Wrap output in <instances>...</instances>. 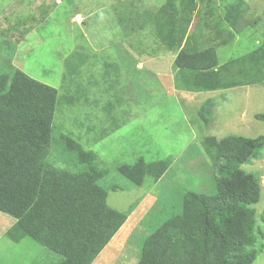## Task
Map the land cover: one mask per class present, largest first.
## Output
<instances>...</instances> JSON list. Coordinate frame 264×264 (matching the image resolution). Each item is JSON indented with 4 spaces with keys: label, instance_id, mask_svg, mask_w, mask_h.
<instances>
[{
    "label": "rangeland",
    "instance_id": "obj_1",
    "mask_svg": "<svg viewBox=\"0 0 264 264\" xmlns=\"http://www.w3.org/2000/svg\"><path fill=\"white\" fill-rule=\"evenodd\" d=\"M138 1L144 8H139L137 12L135 5L129 4L130 0H0V108H7L8 112H12L21 108L20 102H31L32 98H37V101L40 98L48 99V87L55 88L58 95L62 96L63 89L60 84L64 73V60L73 52L84 57L86 60L78 77L74 81L71 77L67 78V86L74 83L69 90L75 101L71 105L56 108L54 133L66 134L78 140L86 148H91L98 159L106 164L104 166L108 174L101 180L100 185L107 188L106 205L116 211L127 210L133 202L137 205V199L142 193V190L132 187L129 181L118 174V164L132 165L138 159L153 163L169 156L176 157L189 143L190 147L182 152V159L173 169L177 173L170 182L165 183L170 190H163L162 183L157 190L155 187L152 190H156L155 195L160 200L178 205L185 193L195 191L192 188L207 189V195L216 194L213 176L208 175L211 167L209 156L200 142L204 132L222 139L229 133L223 129L231 128L236 133L237 124L241 121L246 124L249 120V138L264 137V122L255 118L256 115H264V80L248 86L217 90L220 93L212 101L215 108L213 110L212 107L211 110L216 126L215 132L211 133L208 128L210 125L206 128L202 126L197 115L199 107H205V102H189L185 97L177 98L174 92H168L165 77L171 84L170 75L171 72L174 73L172 59L167 54L161 55L157 46H152L154 38L150 34L144 36L150 38L147 41H135L134 49L139 51L136 56H122L115 48L108 47L116 42L115 37H104L101 34L113 29L114 12L116 14L119 11L116 16L122 18L120 10L126 7L141 16L143 11L156 12L165 2ZM243 1L246 9L238 21L240 32L235 33L227 24L216 31L218 23L214 15L206 16V21L203 22L201 15L204 11L209 7L219 8L221 0H197V15L184 17L190 24L191 32L184 48L189 46L192 33L198 31L201 39L199 42L205 44V49L216 47L217 63L223 65L231 60H242L262 47L264 0ZM148 42L149 48L143 46ZM218 43L220 45L216 46ZM225 43V46H221ZM150 52H154L152 56L156 61L143 60L151 57L147 56ZM245 67L246 77L242 79L256 81L253 65ZM231 78L232 76L229 79ZM200 98L201 96L199 102ZM243 108L245 119L240 117L241 114L244 116ZM110 130L112 132L103 140L92 142L96 132L108 134ZM241 130L247 133L245 129L239 131ZM49 153V149L43 147L41 156L34 158L40 159V162L34 163L35 169H32L36 178L39 177L37 171ZM17 154L21 155L17 160H21L22 154ZM24 157L22 161L26 163V159L30 158L29 154ZM5 158L8 160L10 157ZM191 159L197 162L195 166L187 167L186 164ZM11 166L13 169L10 170L13 172L23 170L21 163L15 165L13 162ZM242 169L260 178L261 199L256 205L259 213L262 209L261 200L264 198V148L260 150L258 158L245 164ZM181 171L183 172L180 173ZM31 176L33 178L30 180L28 201L36 194L37 179L34 180V176ZM151 180L146 177L142 188L149 187ZM114 186L117 188L111 190ZM174 189L183 191L177 190L173 193ZM164 193H173V198L165 199ZM167 208L161 207L163 211L160 213L157 229L170 219L171 212H175L171 207ZM147 209L145 207L140 210L141 218L145 217ZM14 221L0 213V264H57L60 261L58 255L29 238L20 243L9 241L5 233ZM260 226L263 237H258L260 240L255 248L264 243L263 225ZM145 230L146 227L142 226L130 244L124 245L119 260L117 255L113 262L112 257H108L96 259L92 264H137L143 239L149 234ZM256 253L252 264H264V244Z\"/></svg>",
    "mask_w": 264,
    "mask_h": 264
},
{
    "label": "trees",
    "instance_id": "obj_2",
    "mask_svg": "<svg viewBox=\"0 0 264 264\" xmlns=\"http://www.w3.org/2000/svg\"><path fill=\"white\" fill-rule=\"evenodd\" d=\"M221 2L219 8L204 11L203 22L206 16L214 15L216 31L227 24L239 33L238 21L246 9L244 1ZM196 7L197 0H165L156 12L143 11L139 16L140 27L147 34L168 51L177 53L173 62V68H177L175 89L200 93L264 80V41L246 59L223 65L217 63L216 47L205 49L203 43L199 48L198 31L192 33L187 49L180 50L189 27L184 17L197 15ZM75 53L64 60L62 96L48 87V99L20 102L21 108L12 112L0 108V213L15 220L5 237L12 243L31 239L58 255L61 259L57 264H92L125 222L123 214L106 205L107 188L100 185L108 174L106 164L78 140L54 133L56 108L75 101L69 90L74 83L67 86V78L76 79L86 60ZM246 65H253L256 81L242 79L246 77ZM205 104L197 115L201 124L208 127L213 103ZM255 118L264 122V115ZM111 132H96L92 142L103 140ZM200 142L209 156L216 194L207 195L204 188L185 193L181 203L171 207L176 215L143 239L137 264H252L256 251L263 247L264 243L254 247L258 237H263L260 224L264 230V198L259 213L256 209L261 199L260 178L242 167L258 158L264 137L208 136ZM43 147L50 153L36 178L32 169L40 159L34 158ZM17 153L22 154L21 160H17L21 156ZM28 154L30 158L25 163L22 159ZM13 162L21 163L23 170H10ZM170 165V158L153 163L138 159L132 165L118 164L116 170L134 187H140L146 177L154 182L160 180ZM31 175L37 179L36 194L28 201Z\"/></svg>",
    "mask_w": 264,
    "mask_h": 264
},
{
    "label": "crops",
    "instance_id": "obj_3",
    "mask_svg": "<svg viewBox=\"0 0 264 264\" xmlns=\"http://www.w3.org/2000/svg\"><path fill=\"white\" fill-rule=\"evenodd\" d=\"M129 4L130 5L134 4L135 5L134 9H136L137 12H138L139 8H141V7L144 8L143 4H140L138 0H130ZM139 5H141V6H139ZM116 7H118V6H116ZM118 12L119 11H117L116 14H114L115 12L113 13V17H115V23H114L113 29H116L117 31H113V29H108V30H106L107 33L101 34V36L115 37L116 42L113 44H110L108 47L115 48L119 52L120 55L127 56V54H134L136 56V54L139 51L134 49L135 41L138 40L140 42H142V41L144 42L150 38L144 37L145 34H147V33L145 32V29L143 27H140V25H142V21L140 20V17L137 15L136 12L133 13L132 10L129 11L126 7H122L120 10V12H121L120 14L122 15V18L116 16ZM123 19L125 20L124 22H122ZM189 30L190 29L188 27L187 34H186L185 39H184V41L180 47V50L185 51L184 49H187L184 47L186 45V42H187L189 35L191 34V32ZM85 35H87V34H85ZM87 37L90 38L89 36H87ZM189 43H190V40H189ZM91 44H92V42H91ZM149 44H150V42L146 43L143 46H147L149 48ZM151 44L153 47L157 46V50H158V52L161 51V53H160L161 55L164 53V54H167L171 57V59H172L171 67H172L173 62H174L177 54L168 51L161 44L156 42L155 39ZM143 46H141V47H143ZM201 47H202V43L199 42V48H201ZM142 53L144 54V52H141V54ZM153 54H154V52L148 53L147 56H151V57H145V59H143V60H145V61L150 60L152 62L156 61L155 57L152 56ZM140 64L141 63H136V65H140ZM172 70L174 71V73L171 72V75H170V77L172 79L171 84L168 81L167 77H165V79H166V83H167L168 92L170 94L172 92H174V94L176 95L177 98L179 97L182 99L183 97H185L186 100H188L189 102H193V101L197 100L198 103H204L206 101H213L214 102V100L216 99V96L219 95L220 91H205V92L195 93V92L176 90L174 87V74L177 71V68L175 67ZM58 85H59V83L57 84V86ZM49 86H51V85H49ZM199 95L201 96L200 102L198 100L200 97ZM214 108H215V105L213 107V110H214ZM197 114H198V111H197ZM243 114H244V116L241 114L240 117H243V119H245L246 116H245V109L244 108H243ZM198 120H199V118H198ZM225 123H226V121H225ZM249 124H250L249 120H247L246 124H245V121H241V123H238L236 133L234 130H230L231 128H227V127L225 129H223V131L229 132L228 135H236V136L249 138L248 134H250V132H251L249 129ZM215 126H216L215 121L212 119V122H211L210 126L208 127L210 129L211 133L215 132ZM223 127H225V125ZM240 129H245L247 133L245 134L242 130L239 131ZM206 134H207V132H204V137L212 136V135H206ZM213 137L218 139L214 135H213ZM188 147H190L189 143L185 147H183V151L186 148L188 149ZM182 152L179 156H176V157L169 156L168 157L171 159V165L169 166L165 175L160 180H158L156 182L151 180L152 184L149 187L142 188V185H143L142 184L140 187L137 188L139 190H142V193L139 195V197L137 199V201H138L137 205L133 202L127 210H120V211L114 210V211L121 213L125 216V222L122 225V227L117 231V233L114 235V237L110 240V242L106 245V247L103 249V251L97 257V259H101V258L105 259L108 257H112L113 260L111 262H113L114 259L116 260L115 257L117 255H119L118 256V260H119L122 256L121 253L124 251V245L128 246L130 244L131 240L135 236V233L137 231H139L142 226L146 227V230L144 232H146V233L148 232L149 234L154 232L157 229V222H159L160 213H161V211H163V210H161V207L163 206L165 208H167V207L173 208L174 205L167 203L168 201L166 202V201L160 200L159 197L157 195H155V192L161 183H162L163 190H170V188H167L165 186V183L170 182L169 180L172 179V177L177 173V172L173 171V169L177 165V163L182 159V155H183ZM113 160H116V159H113ZM110 161H112V160H110ZM195 162H197V161H195V159H191L190 161H188L186 166L187 167L195 166ZM182 172L183 171H181L180 173H182ZM208 175L212 176V168L211 167L209 168ZM132 187H134V186H132ZM153 187H155V189H156L155 191H152ZM111 188H114V190H115V188H117V187L114 186ZM132 190H135V189L132 188ZM177 190L183 191V189H174L173 193ZM173 193H169V194L164 193L163 196L165 199H171V198H173L172 197ZM107 197H108V193H107ZM107 197H106V200H107ZM182 198H181V200H182ZM139 202H140V204H139ZM133 204H135L136 206L134 207ZM145 207L148 208L147 209L148 211L145 213V215H144L145 217L141 218V214L139 212L141 209H144ZM168 210H170V209H168ZM170 211H172V210H170ZM137 214H139V217L137 216ZM170 214H172L170 216V218H171V217H174V215H176V212H171ZM151 215H152V217H151ZM12 225H13V223H11V226ZM10 227H8V229Z\"/></svg>",
    "mask_w": 264,
    "mask_h": 264
},
{
    "label": "bare ground",
    "instance_id": "obj_4",
    "mask_svg": "<svg viewBox=\"0 0 264 264\" xmlns=\"http://www.w3.org/2000/svg\"><path fill=\"white\" fill-rule=\"evenodd\" d=\"M162 25H163V24H162ZM163 26H164V25H163ZM165 27H166V26H165ZM162 28H163V27H162ZM162 28H161V29H162ZM163 29H164V28H163ZM165 30H166V29H165ZM119 48H120V47H119ZM213 153H214V152H213Z\"/></svg>",
    "mask_w": 264,
    "mask_h": 264
}]
</instances>
